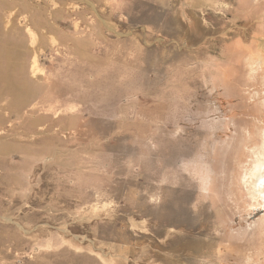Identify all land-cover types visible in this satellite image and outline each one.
Wrapping results in <instances>:
<instances>
[{"label":"rangeland","instance_id":"1","mask_svg":"<svg viewBox=\"0 0 264 264\" xmlns=\"http://www.w3.org/2000/svg\"><path fill=\"white\" fill-rule=\"evenodd\" d=\"M262 41L264 0H0V264H264Z\"/></svg>","mask_w":264,"mask_h":264},{"label":"bare ground","instance_id":"2","mask_svg":"<svg viewBox=\"0 0 264 264\" xmlns=\"http://www.w3.org/2000/svg\"><path fill=\"white\" fill-rule=\"evenodd\" d=\"M261 49L264 51L263 41L261 42ZM11 56L10 49L5 45L0 44V83H3L5 86H11L6 70ZM262 59L260 58L259 60ZM247 65L250 72L253 73L254 70L251 61H248ZM262 82H264V76H262ZM258 122L259 121H257V123ZM259 136L261 139L260 143L254 145V147L250 149V159L243 162L244 170L242 181L245 184L250 197L255 201H261L264 204V125L260 128ZM262 203H259V205Z\"/></svg>","mask_w":264,"mask_h":264}]
</instances>
